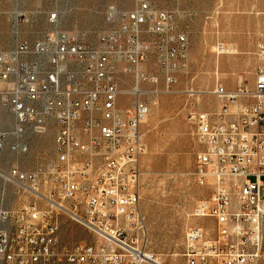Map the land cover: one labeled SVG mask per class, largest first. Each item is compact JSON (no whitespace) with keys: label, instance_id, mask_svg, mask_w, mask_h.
<instances>
[{"label":"built area","instance_id":"obj_1","mask_svg":"<svg viewBox=\"0 0 264 264\" xmlns=\"http://www.w3.org/2000/svg\"><path fill=\"white\" fill-rule=\"evenodd\" d=\"M179 17L136 0L128 13L109 8L113 28L96 45L57 32L0 50V103L11 122L8 129L0 120V151L27 154L30 135L55 129L56 154L34 170L0 175L33 198L0 213V264H163L147 247L142 208V127L158 103L146 98L160 94L144 89L157 83L144 65L154 50L166 93H174L190 68ZM255 56L252 87L219 85L218 108L190 114L201 148L192 177L208 192L192 216L210 222L214 237L203 226L187 229V264H264V44ZM129 79L134 87L124 90ZM64 219L94 241L64 245Z\"/></svg>","mask_w":264,"mask_h":264},{"label":"rangeland","instance_id":"obj_2","mask_svg":"<svg viewBox=\"0 0 264 264\" xmlns=\"http://www.w3.org/2000/svg\"><path fill=\"white\" fill-rule=\"evenodd\" d=\"M156 9L180 14L177 29L187 33L190 68L181 73L174 93L165 89V78L154 50L144 68L157 83L144 85L159 91L147 101H157L143 125L146 153L142 160V208L147 221V247L163 264H187L185 235L191 227L203 226L214 237L211 223L194 218L207 190L195 185L192 174L201 148L190 122L192 112H213L219 104L212 94L219 85L235 90L253 86L256 52L264 44V0H149ZM136 0H0V50L18 42L34 44L57 32L96 45L98 38L113 28L107 19L110 7L128 13ZM57 16L55 22L51 18ZM116 25V24H115ZM152 43L153 38L145 37ZM221 46H224L222 50ZM134 82L122 84L131 90ZM121 105L128 106L124 98ZM0 120L10 128V114L0 103ZM30 151L18 155L0 151V175L13 167L31 171L55 159V129L44 136H29ZM33 202L14 184L0 177V213L16 212ZM61 239L74 246L94 239L84 229L62 221Z\"/></svg>","mask_w":264,"mask_h":264},{"label":"bare ground","instance_id":"obj_3","mask_svg":"<svg viewBox=\"0 0 264 264\" xmlns=\"http://www.w3.org/2000/svg\"><path fill=\"white\" fill-rule=\"evenodd\" d=\"M155 105H158V103H156Z\"/></svg>","mask_w":264,"mask_h":264}]
</instances>
